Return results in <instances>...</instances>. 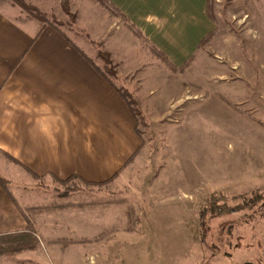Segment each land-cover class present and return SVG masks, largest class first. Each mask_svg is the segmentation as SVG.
I'll return each mask as SVG.
<instances>
[{"label":"rangeland","instance_id":"1","mask_svg":"<svg viewBox=\"0 0 264 264\" xmlns=\"http://www.w3.org/2000/svg\"><path fill=\"white\" fill-rule=\"evenodd\" d=\"M89 1L60 0L46 12L22 0L0 5L22 20L55 25L76 24L78 12L92 13V6L102 18L116 16L107 2ZM212 5L207 30L181 63L136 29L133 45L110 50L105 41L118 21L96 43L86 37V54L108 73L121 72L114 83L143 144L117 181L102 185L34 176L7 154L0 157L24 230L37 240L34 249L0 254V264H264V0ZM214 190L239 191L219 201L230 205L256 192L262 199L232 214L204 212L198 224L199 201ZM5 237L0 252L21 243Z\"/></svg>","mask_w":264,"mask_h":264},{"label":"crops","instance_id":"2","mask_svg":"<svg viewBox=\"0 0 264 264\" xmlns=\"http://www.w3.org/2000/svg\"><path fill=\"white\" fill-rule=\"evenodd\" d=\"M22 1L44 12L60 2ZM103 1L116 16L102 18V11L101 15L92 6V13L79 11L73 25L67 19H61L60 25L35 18L22 20L0 5V157L7 154L36 176L77 177L91 183L111 178V183L116 182L143 144L131 105L114 83L116 79L121 82V72L108 73L102 61L88 56L87 38L89 44L96 43L103 28L109 30L118 21L105 41L110 50L133 45L132 29H136L181 63L216 11L215 0ZM97 20L105 21L100 29ZM121 67L123 71L133 69ZM223 195L232 199L242 194ZM26 226L14 194L0 185V236Z\"/></svg>","mask_w":264,"mask_h":264},{"label":"trees","instance_id":"3","mask_svg":"<svg viewBox=\"0 0 264 264\" xmlns=\"http://www.w3.org/2000/svg\"><path fill=\"white\" fill-rule=\"evenodd\" d=\"M68 1L69 0H62V3L63 4H66V3H68ZM131 158H129V160ZM25 169L28 172H30L32 175L36 176L28 168L25 167ZM110 180H111V178L108 179V180L102 181V182H97V183L88 182V184H98V185H102V184H106ZM61 181H65V180H61ZM0 185H5L6 186V180L3 177H1V176H0ZM261 199H262V195L256 192L254 194V196L247 203L244 202V203H241V204L230 205V204L226 203L225 201L219 202L221 200H226L225 196L221 192H219V191H213L204 200L202 206L200 207L201 209H200L199 218L201 220V224L202 223L204 224V218H203V213L204 212H207V215L209 214L211 217L223 216L225 214L235 213V212H237V211H239L241 209L251 208L254 204H256ZM130 210H131V208L129 207L127 209V220L128 221H129V216H130L128 214L130 213ZM16 233H19V234H15V235H13V234L12 235L2 234V235H5L6 236L5 238H14L15 240H17V241H19L21 243H20V245L16 249L9 250V251L6 250L4 252L2 251V252H0V254L14 253V252H19L22 249H34L36 247L37 240L31 234V232L28 233L25 230H22V231H19V232H16ZM25 234L27 236H21V235H25Z\"/></svg>","mask_w":264,"mask_h":264},{"label":"water","instance_id":"4","mask_svg":"<svg viewBox=\"0 0 264 264\" xmlns=\"http://www.w3.org/2000/svg\"><path fill=\"white\" fill-rule=\"evenodd\" d=\"M243 264H254V263H252V262H245V263H243Z\"/></svg>","mask_w":264,"mask_h":264}]
</instances>
